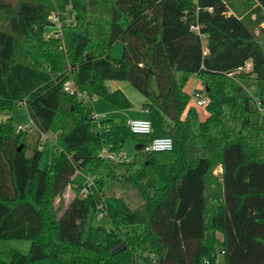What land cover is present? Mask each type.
<instances>
[{"label": "trees", "instance_id": "1", "mask_svg": "<svg viewBox=\"0 0 264 264\" xmlns=\"http://www.w3.org/2000/svg\"><path fill=\"white\" fill-rule=\"evenodd\" d=\"M255 1L0 0V113L23 104L37 133L26 153V130L9 115L0 122V240L29 242L0 264H264V123L255 120L264 110V47L242 15L247 8L263 20L264 0ZM51 16L58 34L44 38ZM114 41L122 43L116 59ZM246 62L242 80L255 101L227 76ZM191 76L208 98L203 119L188 105ZM112 80L143 97L150 133L93 116V97L131 106L120 90L107 92ZM66 82L86 98L65 91ZM46 132L55 140L40 169ZM154 136L170 137L171 148L134 149L115 163L101 154ZM77 170L94 182L82 197L81 184L72 186ZM129 185L141 202L134 209ZM116 186L114 205L104 194ZM99 206L108 227L90 223Z\"/></svg>", "mask_w": 264, "mask_h": 264}, {"label": "rangeland", "instance_id": "2", "mask_svg": "<svg viewBox=\"0 0 264 264\" xmlns=\"http://www.w3.org/2000/svg\"><path fill=\"white\" fill-rule=\"evenodd\" d=\"M227 2H241V0H226ZM248 3L251 4L249 8L254 7L257 5V2L255 0H248ZM247 4V3H244ZM237 6V5H236ZM248 9H242V15L246 16V20L249 22H254L253 25H251V28L254 30L255 33L258 35V39L261 40V45L264 47V18L261 21L257 20V15L254 13L248 14ZM50 21L53 23V25L48 26L44 29V38H48L50 36H56L58 34L59 30V22L54 17H49ZM256 22V23H255ZM121 48L122 43L120 41H114L110 47H109V56L110 58L116 59L119 58L121 55ZM24 50L34 56L39 62L46 63L45 58L40 56L35 48L30 44L24 45ZM249 69V62H246L244 67L240 69L238 74H228L227 76L232 78L236 83L241 85L243 87V90L245 93L252 97V99L255 101L257 97L254 95V89L252 86H249L248 83H246L245 77L247 75L244 74V72L248 71ZM112 88H115L116 86L121 89V91L131 100L132 108L131 110H125L122 111L119 108H116L113 106L108 100L102 98V97H96L92 99L91 106H92V113L97 118H110L112 119L114 124L117 125H124V120L126 115L133 117V116H142V114H136L141 106V103L143 102V97L135 90L133 89L127 82L124 81H109ZM153 82V86H154ZM107 86V85H106ZM109 87V86H108ZM185 90L189 94V101L188 105L193 106L196 108V111L199 113L201 117H204L207 115V110L205 106H196L195 105V98L192 94L194 91H198L201 93V96H205V91L200 83V81L195 77L191 76L184 85ZM110 89V88H109ZM262 96L264 97V89H262ZM256 109V108H255ZM129 111V112H128ZM255 114V120L257 123H264V110L258 109L256 110ZM11 116V124L16 126L23 125V130H26V153H29L33 143L31 141L32 138L35 137V131H32V127H25L24 125L26 123H29L27 119V112L23 104L19 102H12L10 105L9 113H0L1 118L5 119L7 116ZM27 119V120H26ZM34 129V127H33ZM42 137V135H41ZM47 139V140H46ZM48 140H55V134L48 133L47 138L44 139L40 138V141L42 144L39 145V150L41 152L40 159L38 162V167L40 169L44 168L49 155H50V142ZM57 146H62V143L59 141L57 143ZM123 151L125 152L126 156L128 157L126 161H130L134 146L130 141H126L123 145ZM102 151V155H103ZM138 161H142L144 159V156H139ZM140 166V165H139ZM212 174L217 178L220 175V169L218 168V165L213 166ZM86 179V173L83 170H77L72 175V183L73 184H81ZM121 194V189H119L117 186L109 189L105 192V201H109L111 204L116 205L115 197L119 196ZM72 195V192L70 190H67L64 195L61 196L62 205L64 204L65 200H68L70 196ZM109 203V204H110ZM127 203L129 204V207L131 209L136 208L141 202L137 198L136 193L134 192V189L131 188V186H128V193H127ZM90 223L92 225H104L105 227H108L109 224L107 222V219L105 217H101L100 219H96L95 217H92L90 220ZM29 247V242L27 240H0V260L7 261L9 259L10 250H18L21 253L27 252ZM217 260L220 261L221 257L218 256Z\"/></svg>", "mask_w": 264, "mask_h": 264}, {"label": "built area", "instance_id": "3", "mask_svg": "<svg viewBox=\"0 0 264 264\" xmlns=\"http://www.w3.org/2000/svg\"><path fill=\"white\" fill-rule=\"evenodd\" d=\"M63 89L70 93H76L79 97L86 98L84 91H79L77 89H73L69 82L64 83ZM195 98V104L197 106H202L208 103V98L206 96L202 97L201 93L198 91L192 92ZM94 116V114H93ZM95 117V116H94ZM97 119V117H95ZM3 120L0 116V122ZM29 121V120H28ZM31 122L26 123L24 126L29 127L31 126ZM125 125L132 133H139V134H148L151 132V123L147 118H127L125 120ZM16 130L23 129V125L16 126ZM172 146L171 138L168 136H154L151 140L141 145V149L145 151H165L169 150ZM103 156L111 163L125 161L127 160V156L125 152L122 150L118 153H114L112 151H103ZM94 188L93 178L86 174V179L81 183V187L79 189V196H84L86 193L90 192ZM99 211L95 214L96 219H100L102 217V206L98 207Z\"/></svg>", "mask_w": 264, "mask_h": 264}, {"label": "crops", "instance_id": "4", "mask_svg": "<svg viewBox=\"0 0 264 264\" xmlns=\"http://www.w3.org/2000/svg\"><path fill=\"white\" fill-rule=\"evenodd\" d=\"M190 78V77H189ZM188 78V79H189ZM106 85L107 86H109V88H110V91L111 90H114V89H118V90H120L121 91V89L119 88V87H115V88H112V86H111V84H110V82L109 81H107V83H106ZM185 89V88H184ZM186 91V90H185ZM122 92V91H121ZM187 92V91H186ZM123 93V92H122ZM123 95L128 99V101L131 103V100L123 93ZM94 98H96V97H93L92 99H94ZM131 106H132V104H131ZM129 107V108H119L120 110H122V111H125V110H128V109H130L131 110V108L132 107ZM117 108V107H116ZM126 112V111H125ZM129 112V111H128ZM136 114H142V116H133V117H130V116H128V115H126V117H125V120L127 119V118H147V114H146V112H145V110L144 109H142L141 108V106H140V108H139V110H138V112L136 113ZM197 114H198V117H199V119H203L204 117H201L200 115H199V113L197 112ZM97 119H103V118H97ZM148 119V118H147ZM125 120H124V125H125ZM33 125H31V127H32ZM32 131H35V129H33V127H32ZM35 133V137L34 138H32L31 139V141H32V143L34 142V140L36 139V137H37V133L36 132H34ZM48 133H50V132H46V133H43V134H41L42 135V137L40 136V138H42V139H44L45 137L47 138V135H48ZM77 185V184H76ZM72 186H75V184H73L72 183ZM67 190H70L71 192H72V190H71V188L70 187H67L66 188V190H65V192H64V194L66 193V191ZM63 194V195H64ZM71 197V196H70ZM107 200V199H106ZM67 200H65V202H66ZM109 202V201H108ZM218 256H220V255H217V257ZM217 257H216V261L218 262V263H220L221 262V260L220 261H218L217 260ZM221 257V256H220Z\"/></svg>", "mask_w": 264, "mask_h": 264}, {"label": "water", "instance_id": "5", "mask_svg": "<svg viewBox=\"0 0 264 264\" xmlns=\"http://www.w3.org/2000/svg\"><path fill=\"white\" fill-rule=\"evenodd\" d=\"M46 22H47V23H51L49 20H47ZM106 90H107V92H110V89H109L108 86H106ZM21 146H22V143L19 144V145L16 147V150L18 151V150L21 148ZM140 148H141V144L134 145V149L139 150Z\"/></svg>", "mask_w": 264, "mask_h": 264}]
</instances>
